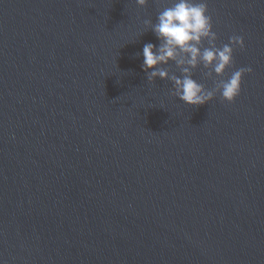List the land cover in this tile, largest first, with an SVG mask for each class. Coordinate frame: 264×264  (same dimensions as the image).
<instances>
[{
	"label": "water",
	"instance_id": "obj_1",
	"mask_svg": "<svg viewBox=\"0 0 264 264\" xmlns=\"http://www.w3.org/2000/svg\"><path fill=\"white\" fill-rule=\"evenodd\" d=\"M172 2L0 0V264H264V0H207L244 49L192 78L252 72L199 107L142 68Z\"/></svg>",
	"mask_w": 264,
	"mask_h": 264
},
{
	"label": "clouds",
	"instance_id": "obj_2",
	"mask_svg": "<svg viewBox=\"0 0 264 264\" xmlns=\"http://www.w3.org/2000/svg\"><path fill=\"white\" fill-rule=\"evenodd\" d=\"M135 3L143 8L148 0H135ZM144 24L151 27L161 42L159 48L151 43L143 47L142 68L148 73L150 83L155 78L170 79L174 88L172 95L190 107L208 104L217 94L227 103H233L240 95L243 77L251 74V67L234 71L212 90H206L192 78L191 69L201 64L222 77L233 64L234 49H244L241 36L231 37L229 43L222 47L216 46L217 36L208 14L207 0H173L170 7L158 14L157 23L145 20ZM205 40L209 46L202 48ZM169 61H174L181 68L182 76H169L168 71L161 67Z\"/></svg>",
	"mask_w": 264,
	"mask_h": 264
}]
</instances>
